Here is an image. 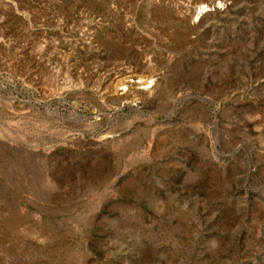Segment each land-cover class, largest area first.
<instances>
[{"label":"rangeland","instance_id":"obj_1","mask_svg":"<svg viewBox=\"0 0 264 264\" xmlns=\"http://www.w3.org/2000/svg\"><path fill=\"white\" fill-rule=\"evenodd\" d=\"M0 264H264V0H0Z\"/></svg>","mask_w":264,"mask_h":264},{"label":"bare ground","instance_id":"obj_2","mask_svg":"<svg viewBox=\"0 0 264 264\" xmlns=\"http://www.w3.org/2000/svg\"><path fill=\"white\" fill-rule=\"evenodd\" d=\"M198 7H199L198 11L203 12V10L207 8V5L200 4V6Z\"/></svg>","mask_w":264,"mask_h":264}]
</instances>
